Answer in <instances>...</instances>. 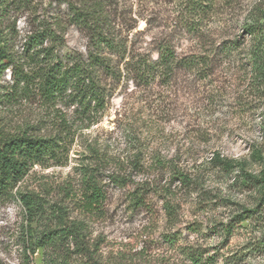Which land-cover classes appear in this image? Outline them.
Instances as JSON below:
<instances>
[{"label":"rangeland","instance_id":"rangeland-1","mask_svg":"<svg viewBox=\"0 0 264 264\" xmlns=\"http://www.w3.org/2000/svg\"><path fill=\"white\" fill-rule=\"evenodd\" d=\"M212 1L202 14L189 12L192 0H104L105 28L121 49L104 53L116 73L100 76L104 105L89 118L69 97L0 105L4 130L57 135L62 144L55 158L34 165L0 195V264H189L183 248L210 256L211 264H264V203L257 188L241 183L239 167L224 170L211 160L218 153L264 176V79L252 74L251 81L245 56L250 24L260 28L264 48V0ZM68 13L66 0H33L15 20L16 59L42 20L60 21L61 56L85 59L95 51L89 31ZM232 40L237 48L226 52ZM164 47L177 57L209 61L197 69L160 70L149 81L137 76L134 62L154 60ZM90 169L104 201L86 212L71 198ZM29 192L43 203L37 211L21 200L20 193ZM135 192L139 204L131 202ZM166 202L174 212H166ZM251 208L252 219L238 222ZM64 225L76 227L78 240L44 238Z\"/></svg>","mask_w":264,"mask_h":264},{"label":"trees","instance_id":"trees-1","mask_svg":"<svg viewBox=\"0 0 264 264\" xmlns=\"http://www.w3.org/2000/svg\"><path fill=\"white\" fill-rule=\"evenodd\" d=\"M32 3L33 0H0V105H9L21 98L34 96L40 97L48 104L69 97L72 103L79 105V114L89 118L92 111H99L104 105L100 76L116 73L111 59L104 53L106 50L119 52L121 49L114 39L108 36L105 28L107 17L104 11L105 2L104 0H66L70 21L89 31L95 51H90L85 59L61 56L58 48L61 47L63 38L57 32L60 21H56L54 26L53 23L45 20L25 36L22 55L16 59L15 52L11 50L14 40L18 37L15 20L24 10L30 9ZM212 5V0H192L189 12L199 11L203 14L211 10ZM259 29L254 24L246 27V34L251 39V44L245 53L247 72L251 81L252 74L257 79H264V48ZM228 43L223 47L226 52H232L237 48L235 40ZM207 60V57L198 55L177 57L173 51L164 47L158 52L156 59L137 60L132 67L137 76L149 81L148 79H154L160 70L171 73L178 67L197 69L200 64L207 65ZM6 69L9 71L8 79L4 77ZM61 145L57 135H32L27 131L9 132L0 126V195L10 193L34 165L55 158L61 150ZM211 160L224 170L234 166L239 167L241 183L250 187L255 186L260 195L259 202L264 203V176L257 178L238 162L221 157L218 153L213 154ZM172 172L176 173V177L182 182L188 181L187 175L183 172L176 169H172ZM81 175L78 193L71 199L80 203V207L86 212L96 211L104 201L102 188L97 184L92 169L84 170ZM112 180L116 184L122 182L118 176H112ZM20 197L29 211H37L43 206L38 194L20 193ZM131 199L133 204L141 203V196L137 192L133 193ZM164 207L168 214L175 211L174 206L169 202H166ZM252 212H254L252 208L242 210L237 221L252 219ZM231 229L228 224L222 230L228 234ZM75 230V226L70 228L64 225L58 227L57 236L52 235L56 229L49 230L48 235L43 234L49 243L58 244L61 240H68L69 237L78 240L76 234L78 232ZM168 241L173 240L168 237ZM182 253L189 264H211L210 256L204 259L202 253H198L196 249L183 248Z\"/></svg>","mask_w":264,"mask_h":264}]
</instances>
